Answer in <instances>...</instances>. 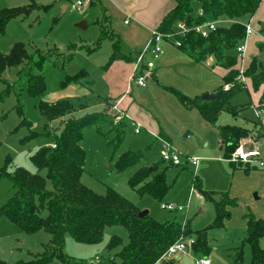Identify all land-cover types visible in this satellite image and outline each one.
I'll return each instance as SVG.
<instances>
[{
    "label": "trees",
    "instance_id": "obj_1",
    "mask_svg": "<svg viewBox=\"0 0 264 264\" xmlns=\"http://www.w3.org/2000/svg\"><path fill=\"white\" fill-rule=\"evenodd\" d=\"M263 0H176V5L162 19L157 30L164 33L177 31L178 23L185 22L188 26L205 23L209 20L221 18L251 17L258 10ZM91 5L100 8V15L96 23L101 32L98 39L90 46L85 47L89 52L99 49L105 38L113 40V52L106 64L108 66L116 59L136 60L140 50L134 57L121 51V38L113 30L112 20L101 0H91ZM198 6L199 12H196ZM39 7L32 1L29 5L0 9V32L4 33L8 23L15 17H26ZM47 9L49 6H40ZM246 27L241 22L233 25L218 26L207 36L190 30L186 35L174 34L170 39L180 41V47L189 56L198 62H206L210 57L215 58L217 65L230 69L223 77L224 83L219 86L212 99L205 100L202 96L191 98L179 90L166 86L172 91L186 108H197L202 116L211 125L218 128L223 146L224 158L230 159L240 141L251 137L253 130L236 125H218V120L224 110L237 115V109L231 106V99L244 89L245 84L237 80L241 71L236 68L239 56L233 54L243 42ZM77 44L70 49L60 51L58 48L43 50L35 48L30 52L28 45L22 41L15 42L9 51L0 50V84L6 85L5 91L0 94V100L14 90L15 83H10L4 77V71L13 66H20L24 62L33 63V68L19 72L20 79L26 81V89L33 97H39L38 108L40 113L49 121L62 119L63 128L53 130L49 124L42 132L31 129L32 123L24 116V107L19 102L17 110L22 119L19 127L26 126L30 134L22 140L23 143L40 135H54V142L38 148L31 156V160L38 168L31 173L24 167L10 170L12 159L8 158L0 168V179L8 178L14 188L13 195L0 207V217H6L26 233H35L45 230L51 235L44 250L33 259H19L13 262L0 261V264H48L58 258L62 264L79 263L75 257L65 251L67 235H71L77 242L96 244L103 240L105 229L112 225H121L128 232V241L124 243L122 237L112 236L108 243L109 264H156L162 260L171 245L180 239H194L191 248L196 256H207L212 250L209 230L221 228L230 216V207L238 204L237 199L227 191H213L204 189L198 175L192 174V187L199 190L204 197L213 202L216 212L215 221L208 228L193 229L190 223L183 225L177 218L161 221L150 213L140 215L141 208L133 201L122 195L116 189L109 187L104 194L97 193L82 182L86 165V150L82 144L84 128L95 126L100 133L116 134L115 140L119 145L124 138L126 119L123 117L119 124L105 112H92L75 117L74 105L66 99L46 101L42 99L47 90V80L44 68L48 62L54 66L64 67L75 55ZM264 51V44H259ZM57 51L58 59L52 60L51 53ZM60 57V58H59ZM84 74L81 70L75 75H68L65 83L78 81ZM244 76L252 79L255 88L264 85V62L253 57L249 66L243 72ZM229 84V89L225 85ZM19 97V94H18ZM258 110H264V91L261 96ZM71 115V116H70ZM69 116L67 119L65 117ZM65 118V119H64ZM167 140V138H164ZM169 141V140H168ZM55 145V146H54ZM143 152L126 151L118 158L116 166L122 171L141 162ZM231 161V160H230ZM161 158L152 166H142L130 178V185L137 190L140 196L150 195L156 200L163 201L173 184L167 179L168 165H163ZM232 162V161H231ZM236 163V162H232ZM172 164V163H171ZM163 165V166H162ZM46 170V176L41 174ZM48 180L52 188L48 187ZM46 215H43L44 212ZM247 219V236L241 246L236 249L233 259L241 263L244 258L245 243L251 248V264H264V248L260 241L264 237V219L258 218L251 211L245 214ZM119 248L117 253L114 250ZM167 264H178L176 261Z\"/></svg>",
    "mask_w": 264,
    "mask_h": 264
},
{
    "label": "rangeland",
    "instance_id": "obj_2",
    "mask_svg": "<svg viewBox=\"0 0 264 264\" xmlns=\"http://www.w3.org/2000/svg\"><path fill=\"white\" fill-rule=\"evenodd\" d=\"M24 1L26 0H0V9L13 8L14 5L21 6L31 2V0H27L25 3ZM35 1L37 4H50V6L47 9H33L26 17L13 18L8 23L5 32H0V50L2 52L9 51L11 46L17 41L26 43L30 52L33 53L35 48L49 51L55 47L60 49V51L67 52L72 44L79 45L80 42L85 40L89 42L98 39L101 32L100 26L95 23L101 12L98 6H91L88 0H83L84 3L81 5L78 4V0ZM65 5L69 6L66 13L63 12ZM196 12H199L198 6L196 7ZM254 20L261 25V28H264V0L256 11ZM82 21L89 23L90 27H79L77 24ZM248 21L246 18L238 20V22L243 24ZM249 43L247 52L242 56L248 58L257 57L264 61V51L259 49V44H264V42L254 39ZM85 50H74L76 54L64 67L54 66L51 62L46 64L44 72L47 80V90L42 99L46 101L50 99V102L62 99L69 100L74 105L75 110L72 115L75 117L92 112H105L116 126L121 120L117 115L116 109L107 100H104L106 105L103 106L98 97L104 94L107 85L106 78L102 69L92 64L93 60H102L101 62L103 63L107 61L113 50L112 41L105 38L98 49L99 51H95L96 53L92 57L85 56ZM51 55L52 60L58 59L57 51H53ZM29 68H33V63L24 62L20 66H13L4 71V77L10 83H15V86L11 93L0 100V168L5 165L8 158H11L10 170H14L16 167H24L31 173H36L38 168L32 162L31 156L41 146L52 144L54 135H40L23 143L22 140L30 134V129L26 126L16 129L22 119L17 110V105L19 102L23 105L24 116L32 123L31 129L34 131L42 132L44 126L49 124L53 130L56 129L59 132L63 128V121L62 119H57L49 122L40 113L38 108L40 98L31 96L26 89V81L20 79L19 72L23 69L27 71ZM82 69L89 71L88 77L82 75L78 82L73 81L64 84L68 75H75ZM237 80L246 84L241 74L238 75ZM5 87L4 83L0 84V94L6 90ZM86 87L90 89L89 93H86L85 96L78 93L79 88L85 89ZM232 103L247 105L243 115L250 120L258 119L253 108L250 107L251 102L247 89H244L233 98ZM68 117L65 118L67 119ZM225 119H229L230 122H223ZM242 121L243 119L240 117H234L230 112L224 111L219 123L233 125ZM124 129L123 141L117 145L116 134L109 132V127H105V133H100L95 126L84 128L82 144L86 150V165L82 182L100 194L106 193L107 189L112 187L137 204L141 210L148 209L152 216L161 221L177 218L184 225H187V222L190 223L193 229L210 227L216 217L214 204L204 199L199 194V191L192 187V174L194 173V175L200 177L202 186L205 189L229 190L231 185V167L228 162L217 158L219 155L221 156V153L216 131L213 129L205 138L209 142L206 147L203 145L204 142L198 139H196V144H194L192 142L193 137L190 138L191 136L185 139L184 135L186 132L177 134L175 136L176 144H171L178 151L183 164L187 165V167L183 168V164L175 165L166 161L163 162L164 166H169L167 179L173 184L172 189L163 201L184 203L190 199L188 212L183 213L161 208L160 204L162 201L156 200L148 194L140 196L137 190L130 185V178L140 167L152 166L161 159L160 151L163 148V141L156 134H151L148 129H142L141 133H136L135 126L128 119H126ZM262 140L264 144V137ZM126 151L133 153L142 151L143 156L139 164L120 171L116 166V162L120 155ZM210 156L216 157L209 160ZM188 157L203 158L201 166H196L191 161L186 163ZM40 172L44 176L47 174L46 170H41ZM48 187L52 188L50 180H48ZM14 191L13 185L8 178L0 179V207L13 195ZM255 193L236 192L240 207L233 210L232 217L225 223L224 227L209 230L212 250L208 257L211 259L212 264H239L233 259V255L236 249L241 246L242 240L247 236L245 214L251 210L250 208L264 213V196L258 199L255 197ZM46 214L47 212L45 211L43 215ZM184 220H186V223H183ZM114 235L122 237L124 243L129 238L127 230L121 225L107 227L103 240L93 245L79 243L71 235H67V238L76 246V249L72 247V255L77 260L85 261V264H93L91 259L95 258L97 254H104L106 264H109L107 246ZM50 238L51 235L45 230L29 234L21 230L8 218L0 217V261L13 262L19 259H33L35 255L43 252L44 244L48 243ZM262 244L264 246V239ZM243 248L244 258L242 263L251 264L252 253L250 245L245 243ZM118 250L119 248L114 250L113 253H117ZM191 253L194 255L192 248ZM191 253H189L190 255L182 256V264H195ZM164 263L166 262L164 261Z\"/></svg>",
    "mask_w": 264,
    "mask_h": 264
},
{
    "label": "crops",
    "instance_id": "obj_3",
    "mask_svg": "<svg viewBox=\"0 0 264 264\" xmlns=\"http://www.w3.org/2000/svg\"><path fill=\"white\" fill-rule=\"evenodd\" d=\"M32 1L36 2L35 0H31V2ZM79 1L84 3L83 0H78V4ZM88 1L91 5V0ZM25 2H27V0L24 1V3ZM31 2L21 6L29 5ZM101 2L107 8V11L111 17L113 30L121 38V51L124 54L132 57L135 56L136 51L141 50L148 44L152 38L153 31L157 29L163 17L176 5V0H101ZM38 6L39 7L35 9H41L40 6L42 5L38 4ZM44 6H50V4ZM14 7L19 6L14 5ZM68 9L69 6L65 5L63 12L66 13ZM254 17L255 14L250 18L243 17L238 19L226 17L221 18L219 22V26L226 27H229L238 22V20L245 18L246 20L252 22L257 32L247 40L245 53L248 50V44H250L249 42L251 40L255 39L257 41L258 39V41L261 40L264 42V28H261V25L255 22ZM86 26L90 27V24L88 23ZM95 40L89 42L85 40L80 42L75 50L82 51V49L86 48L81 46H90L95 42ZM111 41L113 48V40ZM161 45L164 52L160 58L155 60V67L153 70H151L152 74L151 77L148 78V83L146 86H133L131 84L130 79L136 68V60L116 59L106 66L113 50L105 63L101 62L102 60H93L92 64H94L95 67L98 66V68L102 69L103 75L107 82L104 94L99 95L98 97L103 106L106 105L104 100H107L110 105L116 106V108L121 110L123 113V117L131 121L133 125L134 123H140L141 128L139 133L142 132V129H148L151 134H156V136L160 137L161 139L167 138V140L174 144H176L175 136H177V134H182V132L183 134L186 132L184 135L185 139L191 136L190 138L193 137L192 142L194 144H196V139H198L199 141L204 142L203 145L206 147L209 145V142L206 141L205 138L214 129L217 134V142L221 153V156L219 155L217 158L228 162L231 167V185L229 190L225 191L229 192L230 196L237 199L238 201L237 205L230 207V216L225 220L226 223L232 217L233 210L240 207V201L237 198L238 196L236 195V192H246L247 194L250 192H256L255 197L258 199L264 196V169L254 163L250 164L240 161L234 164L230 160L224 158L223 146L219 136L218 128L207 122L199 109L186 108L178 99V97L166 86L175 88L191 98L202 96L206 93L214 94L215 90L224 83L223 77L230 71V69H226L217 65L213 56L210 57L206 62H198L171 41L163 40ZM95 51L99 50L96 49L89 52L86 49L85 56L92 57L96 53ZM232 53L237 54V49L232 50ZM237 55L239 56V62L236 68L244 72L249 66L252 58L244 57L242 55L240 56L239 53ZM82 70H84L83 75L88 77L90 74L89 71L86 69ZM243 77L245 79L244 81L246 82L244 89H247L249 92V100L251 102L250 107L253 108L258 119L250 120L243 115L244 109L246 110L247 105L241 103H232L233 98L239 95L244 89L235 95L230 101L231 106H234L237 109V115H234L230 111L228 112H230L234 117H240L243 119L242 122H237L233 125L253 130L251 137L240 141V143L243 142L247 147L258 148L264 157V144L262 140L264 137V114H262L263 116L257 114L261 96L264 91V85L255 88L250 77L244 75ZM89 92L90 89L87 87L85 89H78V93L83 94V96ZM47 100L50 101V99ZM219 120L218 125H232L229 123L220 124ZM223 122L230 121L229 119H225ZM213 157L216 156H210L209 160ZM199 160L200 161L198 165L201 166L203 158H199ZM186 163H188L187 159ZM182 167L185 168L187 165L183 164ZM199 194L204 199H206L200 191ZM250 209L251 210L249 211L254 213L256 217L264 219V213L257 212L256 209H254L255 211L252 208ZM263 239L264 237L261 239L260 243L264 248L262 244ZM66 241L68 246L65 247V250L71 256H73L72 250L73 248L76 249V246H74L73 242H70L71 240H69L67 237ZM191 256L194 257L196 255L191 253ZM91 260L93 264H106L104 254H97L95 258ZM160 263L167 264L164 263V260H160L156 264ZM48 264L62 263L58 258H56ZM73 264H85V261H80L79 263ZM239 264L243 263L241 262Z\"/></svg>",
    "mask_w": 264,
    "mask_h": 264
},
{
    "label": "built area",
    "instance_id": "obj_4",
    "mask_svg": "<svg viewBox=\"0 0 264 264\" xmlns=\"http://www.w3.org/2000/svg\"><path fill=\"white\" fill-rule=\"evenodd\" d=\"M82 1H79V4H82ZM221 19L217 20H209L205 23L195 24L194 26H188L185 22H179L177 27V31L174 33L164 34L157 29L153 31L152 38L148 42V44L143 47L137 57H136V68L134 73L131 76V84L132 85H139V86H146L148 83V78L151 77V70L155 67V60L160 58L164 52L161 42L163 40H168L173 37L174 34H182L186 35L187 32L190 30H195L201 33L204 36H207L211 30H215L219 26V22ZM246 35L244 37V41L240 43L237 47V51L240 55H244L247 47V40L251 37L254 33H256V29L251 21L246 22ZM174 44L179 46L181 43L179 40H175ZM243 72L241 71V76H243ZM230 85L226 84L225 89H229ZM116 109L117 115L119 119L123 118V113L121 110ZM258 115L264 114V110H258ZM136 133L140 132L141 124L134 123ZM163 141V148L161 149V158L169 163L180 165L183 164L182 158L178 151L173 147L170 141L166 139H162ZM55 146V145H54ZM232 162H244V163H254L257 164L259 167L264 168V157L261 155V152L258 148L255 147H247L243 142L239 143L236 147L234 152L232 153L230 159ZM191 161L194 165L198 166L199 158L198 157H188L187 162ZM190 200V199H189ZM189 200L184 203H178L173 201H162L161 208L172 211V212H188V205ZM183 223H186L184 220ZM184 225V224H183ZM194 243V239H180L173 245L169 247V249L164 254L162 260L166 263L171 261H176L178 264L181 263V258L185 254L191 253V246ZM195 264H211V259L206 256H194Z\"/></svg>",
    "mask_w": 264,
    "mask_h": 264
},
{
    "label": "water",
    "instance_id": "obj_5",
    "mask_svg": "<svg viewBox=\"0 0 264 264\" xmlns=\"http://www.w3.org/2000/svg\"><path fill=\"white\" fill-rule=\"evenodd\" d=\"M77 25L79 27H81V28H85L86 25H87V22L86 21H82V22L78 23ZM213 96H214L213 93H206V94L202 95V98L207 100V99H211ZM148 213H149V210L148 209H144V210H141L140 215H145V214H148Z\"/></svg>",
    "mask_w": 264,
    "mask_h": 264
}]
</instances>
